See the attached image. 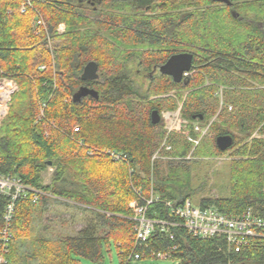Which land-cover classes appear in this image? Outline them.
Returning <instances> with one entry per match:
<instances>
[{
  "label": "trees",
  "instance_id": "trees-1",
  "mask_svg": "<svg viewBox=\"0 0 264 264\" xmlns=\"http://www.w3.org/2000/svg\"><path fill=\"white\" fill-rule=\"evenodd\" d=\"M26 1L30 4L21 12ZM227 1L231 4L224 0H0V78L16 84L0 127V174L17 176L30 188L27 197L16 201L14 241L5 264L17 263L14 244L31 237L35 212L55 203L76 208L89 219L73 234L65 232L54 240L41 236L34 250L40 264H75L80 258L98 264L103 246L110 242L124 264L135 243L129 202L139 200L136 189L143 197L152 188L161 199L189 198L182 188L187 182L181 186L177 179L165 180L159 162L150 163L164 132L160 122L152 124L151 112L174 109L185 94L181 115L196 138L192 116L214 114L217 84L228 88L226 99L236 108L230 116L221 112L218 120L243 138L219 130L216 123L211 127L217 136L233 137L227 149L233 150L229 194L200 204L230 216L252 207L264 217V87L250 86L242 76L264 86V0ZM38 14L45 27L37 32L35 26L33 32ZM59 24H64L62 32L57 30ZM55 41L60 44L53 48ZM178 47L193 53V73L180 83L159 71L152 73L154 66L181 52ZM90 60L98 64V79L82 80L83 67ZM138 78L149 83L146 93L138 88ZM80 86L96 90L98 98L74 101ZM171 90L177 95L158 96ZM255 130L259 137L244 142ZM210 141L201 138L193 149L183 134L168 136L178 157L192 149V156L221 153L215 140ZM97 148L124 153L126 159L114 161L97 153ZM49 165L54 169L50 183L44 185L41 173ZM35 192L38 197L33 202ZM5 203L0 195V228ZM162 207L154 204L149 215L157 210L167 217ZM172 231L174 241L154 235L147 244L163 249L176 243L171 259L178 264H264V237L249 238L235 252L223 237L197 238L181 226Z\"/></svg>",
  "mask_w": 264,
  "mask_h": 264
},
{
  "label": "rangeland",
  "instance_id": "rangeland-1",
  "mask_svg": "<svg viewBox=\"0 0 264 264\" xmlns=\"http://www.w3.org/2000/svg\"><path fill=\"white\" fill-rule=\"evenodd\" d=\"M34 27L35 24H33V32L35 31ZM58 44H60V42L55 41V43H53V48L54 46L58 47ZM178 49L181 50V52H189L181 47H178ZM192 73L193 71L190 70L188 76ZM242 76L250 86L264 87L260 84L259 80H252L246 74H243ZM136 83L138 88H140L143 93L147 92L149 83L145 78L136 79ZM205 84L210 85L208 81H206ZM217 85L218 87L214 90L213 94L215 101H212V103L215 102L218 104L217 110H215L214 114L209 116V118H203L202 120L192 118L193 121L191 124L193 132H195L198 136L196 138H194L187 129L189 121L181 115V106L185 94L183 95L182 100H177V106L174 109H162L160 111V126L164 132L150 157V163L152 166L156 162H159L160 172L165 180L170 178L177 179L181 182V186L186 182L188 183L182 188H184V191L187 192L185 194L188 195L192 204L195 206L200 205V200H214L219 197H226L229 194V164L232 159L231 153L233 150H225L221 153H215L213 150L210 152V155L192 156L191 152L194 147L201 138H203L206 142L210 141V139L215 140L217 131L211 130V127L215 123L219 127V130L226 129L231 134H234L239 138H243V135L233 129L231 125H222L218 120V115L221 112L229 113L227 115L230 116L236 111V108L233 107V104L228 102L226 99L227 92L229 91L228 88H225L220 84ZM174 95H177V93L175 90H171L165 95L163 94L158 96L173 97ZM176 115L177 117L174 118ZM177 118L180 122L177 121ZM172 133H181L188 141L193 143V149L190 150V152L184 157L173 155L174 149L168 142V136ZM255 137H259L257 130L246 137L244 142H248ZM107 150L109 149L97 148L96 152L98 151L100 154H105ZM53 169V166L49 165L46 170L41 173L42 183L44 185L50 183ZM137 171L141 177H144V173L139 170V168ZM153 195L155 196V193ZM56 204L57 203L54 205L51 204L45 211L38 210L35 212L32 219L33 231L30 234L31 237L29 236L30 238L27 240L16 241L14 244L18 247V261L15 264H40L38 260L39 258L35 255L34 250L36 249L35 247L39 245L38 239H40L41 236L54 240L60 236L59 234H63L61 231L63 230L64 232V228L66 233L73 234L78 229L85 226L87 220L89 219V216H87L86 213L76 208H71L68 205L61 206ZM52 222H55L56 224H53ZM61 222L63 223L62 225L60 224ZM59 229L62 230L60 231ZM121 259L122 258L118 255L114 243L110 242L109 245L105 247L103 246L102 257L98 264H121ZM75 264L97 263H92L80 258ZM130 264H178V262L171 258H145L138 261H131Z\"/></svg>",
  "mask_w": 264,
  "mask_h": 264
},
{
  "label": "built area",
  "instance_id": "built-area-1",
  "mask_svg": "<svg viewBox=\"0 0 264 264\" xmlns=\"http://www.w3.org/2000/svg\"><path fill=\"white\" fill-rule=\"evenodd\" d=\"M29 1L21 6L20 11L25 10ZM36 31L45 27L44 21L38 14L35 21ZM58 32L64 30V24H59ZM44 68V66H40ZM189 72L185 73L188 75ZM16 84L12 79L0 78V127L6 116L10 98ZM177 115L174 117L176 118ZM177 121L180 122L177 118ZM78 128L75 127L74 131ZM92 152H90L91 154ZM98 153V151H97ZM100 154V153H99ZM114 161L126 159L124 153L107 150L106 153ZM157 156V154H156ZM30 188L22 183L19 177L0 174V195L5 197L6 203L2 212L3 229L0 232V264H5L6 254L14 241L12 225L16 210V201L27 197ZM139 200L129 202L132 211L131 219L134 221L133 231L135 233L134 249L126 257L124 264H130L131 261H138L145 258L167 259L171 258L173 252L178 248L176 243H171L163 249H152L147 241L154 235L159 238H168L170 242L174 241L172 228L183 227L189 234L201 239L223 237L229 247L235 252L249 243L251 237H264V217L248 207L238 216H230L224 212L218 211L214 206H205L201 204L195 206L190 198L180 200L161 199L157 194L153 195L152 188L149 190L148 197L141 196L140 189H136ZM38 193L32 196L33 202L37 201ZM162 204L167 217H161L157 210L154 215H149L148 211L154 204Z\"/></svg>",
  "mask_w": 264,
  "mask_h": 264
},
{
  "label": "water",
  "instance_id": "water-1",
  "mask_svg": "<svg viewBox=\"0 0 264 264\" xmlns=\"http://www.w3.org/2000/svg\"><path fill=\"white\" fill-rule=\"evenodd\" d=\"M228 5L231 3L227 0H224ZM232 15L237 17V13L232 11ZM193 53L191 52H178L169 56V58L158 67V71L163 74L169 76L173 82L180 83L186 78L188 75L185 73L189 72L192 68L193 61ZM156 68L153 70L152 73ZM98 64L94 60L88 61L83 67V71L81 73L82 80H96L98 79ZM90 96L95 99L98 98V92L92 88L87 86H80V88L74 93L72 99L74 101H80L83 97ZM193 119L198 118L202 120L203 115H194ZM161 120V115L157 110H153L151 112V122L152 124H157ZM216 146L219 150L225 151L233 144V137L230 134H220L215 138Z\"/></svg>",
  "mask_w": 264,
  "mask_h": 264
},
{
  "label": "crops",
  "instance_id": "crops-1",
  "mask_svg": "<svg viewBox=\"0 0 264 264\" xmlns=\"http://www.w3.org/2000/svg\"><path fill=\"white\" fill-rule=\"evenodd\" d=\"M53 224H56L55 222H52ZM61 225L63 224L62 222L60 223ZM60 224H58V225H60ZM63 229V228H62ZM62 229H59L60 231L62 230ZM62 233H65L66 231H65V228H64V232H63V230L61 231Z\"/></svg>",
  "mask_w": 264,
  "mask_h": 264
},
{
  "label": "flooded vegetation",
  "instance_id": "flooded-vegetation-1",
  "mask_svg": "<svg viewBox=\"0 0 264 264\" xmlns=\"http://www.w3.org/2000/svg\"><path fill=\"white\" fill-rule=\"evenodd\" d=\"M155 68H156L155 72L158 71V67H155V66H154L153 69H155ZM150 78H151V77H150Z\"/></svg>",
  "mask_w": 264,
  "mask_h": 264
},
{
  "label": "bare ground",
  "instance_id": "bare-ground-1",
  "mask_svg": "<svg viewBox=\"0 0 264 264\" xmlns=\"http://www.w3.org/2000/svg\"><path fill=\"white\" fill-rule=\"evenodd\" d=\"M3 226V225H2ZM3 227L0 228V232L2 231Z\"/></svg>",
  "mask_w": 264,
  "mask_h": 264
}]
</instances>
